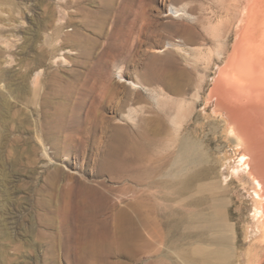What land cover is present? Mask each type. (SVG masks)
Listing matches in <instances>:
<instances>
[{
	"label": "rangeland",
	"instance_id": "rangeland-1",
	"mask_svg": "<svg viewBox=\"0 0 264 264\" xmlns=\"http://www.w3.org/2000/svg\"><path fill=\"white\" fill-rule=\"evenodd\" d=\"M188 6L198 19L171 15V8ZM245 15L259 25L264 40V0H0V264H82L83 209L97 199L92 189H101V182L135 186L97 177L93 169L94 141L106 140V134L101 128L90 137L89 107L92 96L109 84L135 93L124 114L137 111V125L157 113L170 120L178 102L187 104L179 141L155 151L157 159L175 157L180 142L198 150L196 164L184 161L179 174L165 168L154 175L151 189L136 186L139 195H152V253L140 261L120 259L264 264L263 191L254 185L251 170L235 173L246 155L226 115L209 100L228 58L219 61L210 31L221 24V40L232 51ZM147 65L154 77L148 78ZM163 69L167 75L184 73L178 81L182 94L158 79ZM120 70L146 88L133 90L120 82ZM200 170L201 179L181 183ZM3 210L15 222L14 241L3 237ZM209 220L216 224L214 231ZM215 237L224 241L210 240Z\"/></svg>",
	"mask_w": 264,
	"mask_h": 264
},
{
	"label": "bare ground",
	"instance_id": "bare-ground-1",
	"mask_svg": "<svg viewBox=\"0 0 264 264\" xmlns=\"http://www.w3.org/2000/svg\"><path fill=\"white\" fill-rule=\"evenodd\" d=\"M192 6L171 8V15L177 18H187L190 21L198 19V17H195L196 9ZM251 15L249 16L251 17ZM216 17H218V15ZM223 19L224 18H222V20ZM256 20L254 22H256ZM250 21L246 20L245 15L243 21L239 25V37L232 47V51L230 50L229 52L226 50L228 45L227 42L221 40V28H218L221 27V24L211 29L210 32H212V37L216 38L217 41V49L215 52L219 61L225 58L226 55L228 58L226 59V66L218 75L215 88L209 95V100L211 102H216L217 112L221 111L226 115L231 124V133L237 138L238 145L243 149L246 155L243 156L241 167L239 166L235 173L238 174L243 171L247 174L249 170H251V178L254 180V185L258 190L260 189L263 191L262 198L264 200V40L260 38L258 32L260 31V28L258 29L259 25L257 26L256 23H251ZM211 49L212 48H210V52L213 51ZM156 51L161 52L163 50ZM179 51L180 50L177 52ZM207 55H209V52ZM204 57H202L203 60L206 59V57L205 59ZM63 59L59 57L57 61ZM209 59L207 60L208 63ZM199 62L203 63L202 60ZM149 65H147L145 70L148 74H146L148 78L153 70L151 69L153 66L150 67ZM198 65L200 64L198 63ZM183 74L176 71L167 75V72L163 69L158 79L167 84L173 92L180 95L183 93V89L178 85V81ZM152 76L154 77V75ZM152 76L150 75V77ZM117 77L120 82L128 84L133 90L140 88V86L146 88L140 81L128 80L122 70L117 73ZM188 91H186V93ZM134 94L135 93L128 90L120 92L113 84H109L92 96L93 100L89 107V127L87 130L90 133V137L91 135L95 136L101 128L106 134V140L94 141L97 148L96 158L94 159L95 167L93 166L95 175L97 177L108 176L112 182H118L120 180L132 182L135 186H131L128 183L122 186H108L101 182V189H92L97 199L94 200V202L87 201L83 209L84 226H82L85 228L84 231L86 234H84L86 237H83V241H81L83 247L81 256L82 264H130L129 261H140L143 255L146 256L152 253L151 249L154 240L150 228L153 227L154 222L152 221L151 213L155 211V208L150 203L152 201V195L149 191H145L143 195H139L136 186L146 187L147 190L148 188L151 189L154 186V175L165 170V168H167L168 172L170 171L171 175L179 174L184 167V161L188 160L194 164L197 162L196 160H198V156L196 155L198 151L197 147L189 146L186 142H180L177 147L178 152L176 156L169 160H167V157L157 159L155 156V151L158 152L170 147H175L174 144H177L179 141L178 137L182 132V121L186 117L184 107H186L187 104L185 105L182 101L178 102L177 113L172 118L169 117L170 120H168L167 116L157 115V113L150 116L146 115L145 118L143 116V124L141 122V125H137V111L130 110L127 115L124 114L127 107L131 105ZM187 94H185V96H187ZM119 95H121V98L117 100ZM199 96H197L198 100H200L201 97ZM184 100L187 103L188 100L186 101V97ZM176 102L177 100L175 103ZM107 108H111V116H106ZM187 108H189V106ZM116 120L127 121L134 126L130 124L122 126L116 123ZM188 139L189 138H187V140ZM156 164L157 166H155ZM203 175L204 171L200 170L194 177L183 182L181 181V183L187 186L201 179ZM6 180H8V185H10L11 180H9L8 177ZM5 193H7V191H5ZM256 194L260 199V192L258 191ZM129 195L132 196V198L126 202L124 197L126 198V196ZM258 213H260L259 210ZM2 214L5 220V227L2 232L3 237L5 240H13L15 234L13 225L15 222H13V218H11L6 210L5 213L3 210ZM208 227L209 231H214L216 229L215 222L209 220ZM210 240L215 241V243H220L224 241V237L220 241H218V237L210 238ZM122 256L126 257L129 261H122L120 259ZM149 264H152V262H149Z\"/></svg>",
	"mask_w": 264,
	"mask_h": 264
}]
</instances>
